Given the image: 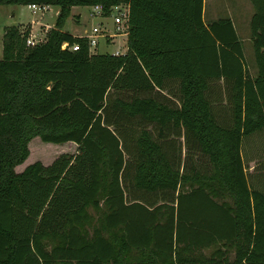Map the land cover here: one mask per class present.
<instances>
[{"label":"trees","instance_id":"obj_1","mask_svg":"<svg viewBox=\"0 0 264 264\" xmlns=\"http://www.w3.org/2000/svg\"><path fill=\"white\" fill-rule=\"evenodd\" d=\"M249 1L255 76L231 20L206 24L203 0H0L58 7L33 46L18 26L3 33L0 264H264V191L242 152L264 130V0ZM76 5L128 8L123 55L62 30ZM220 81L227 125L209 98ZM180 136L199 164L177 166ZM34 137L76 152L16 172Z\"/></svg>","mask_w":264,"mask_h":264},{"label":"rangeland","instance_id":"obj_2","mask_svg":"<svg viewBox=\"0 0 264 264\" xmlns=\"http://www.w3.org/2000/svg\"><path fill=\"white\" fill-rule=\"evenodd\" d=\"M203 20L206 24L213 20L230 19L236 31L238 40L242 47L243 59L246 64L247 71L251 76L256 75L255 55L251 40L250 19L253 13V7L249 0H203ZM56 6H48L46 11L38 10L35 13L27 5H0V58L2 57V38L6 27L11 25L27 26L31 24L33 28L39 30L40 25H54L56 19ZM94 8L89 5L72 6L68 16L64 20L62 30L69 33H82L91 30L93 26L103 24L112 31V16H92ZM12 13L15 15L12 16ZM26 28V27H25ZM22 30V29H21ZM26 29H23L25 31ZM29 32V31H27ZM30 36V34H29ZM37 38L43 36L34 33ZM112 41L104 43L100 40L96 48H92L94 53H113L122 46L124 41L123 36L117 35ZM124 39V40H123ZM125 43V41H124ZM124 50V47H122ZM163 96L171 106L178 105V92L176 84H171L167 91H163ZM209 98L213 103V111L219 122L230 124V108L224 92L223 83H212L210 87ZM138 121L134 120L127 124L130 127H138ZM147 128H153L148 125ZM178 141L174 143L172 151L176 158L177 166L185 164L188 166L189 161L195 160L200 163L201 156L195 151L184 153L182 145L178 146ZM242 152L246 160V168L255 169L249 171L254 182H257L256 187L264 191V130L255 132L243 138ZM76 145L72 142L64 144H52L42 142L39 137H34L28 144L29 155L26 160L15 167L16 172H20L23 168L35 161L41 162L43 165L50 164L55 158L61 154H74ZM187 150V149H186ZM196 155V158L194 156ZM248 159V161H247ZM251 161V163H249ZM186 168V167H185ZM94 213V212H93ZM206 254L208 252H205ZM232 257V253H231Z\"/></svg>","mask_w":264,"mask_h":264},{"label":"built area","instance_id":"obj_3","mask_svg":"<svg viewBox=\"0 0 264 264\" xmlns=\"http://www.w3.org/2000/svg\"><path fill=\"white\" fill-rule=\"evenodd\" d=\"M28 6L30 7V9L32 10L33 13L38 11V10L46 11L48 9L47 5L30 4ZM92 16H104L105 17V15H103L101 7L99 5L94 6ZM106 16H112L113 17V19H112V25H113L112 31H110V29L107 28L102 22L101 25L93 26L91 28L90 32L82 35L83 37L86 38V40L88 42V47H89L90 53L92 52L91 51L92 48H96L99 45L100 40H103L104 43H108V42L112 41L111 38H114L117 35L123 36L124 39L126 38L127 24H128V8L125 5H116L111 9V12L109 13V15H106ZM44 38H37L36 39L33 35H30V36L28 35V37L26 39V45L33 46L36 43L43 41ZM67 47L73 51L79 49L78 44H73L71 46H68L67 43H64L62 45V48H67ZM122 47H124V50H122ZM125 51H126V46H125L124 41H122L121 48L114 51L112 54L113 55H123L125 53Z\"/></svg>","mask_w":264,"mask_h":264},{"label":"crops","instance_id":"obj_4","mask_svg":"<svg viewBox=\"0 0 264 264\" xmlns=\"http://www.w3.org/2000/svg\"><path fill=\"white\" fill-rule=\"evenodd\" d=\"M28 5H30V4H28ZM27 5V6H28ZM48 6V5H47ZM49 6H51V5H49ZM29 7V6H28ZM30 8V7H29ZM93 8H94V6H93ZM35 13V12H34ZM15 14L14 13H12V16H14ZM58 15V7L56 8V16ZM27 26H21L20 24L19 25H17L18 27H19V30H21V31H23V29H26V31H29L28 32V34H30V35H34V33H37L38 35H40V36H46V33H47V31H48V29L49 28H51V27H53V25H40L41 27L39 28V30H36L35 31V28H33L32 26H31V24L29 25V24H26ZM26 27V28H25ZM64 31V30H63ZM65 32H67V31H65ZM89 31H87V32H82V33H70V34H72V35H74V36H82V35H84V34H86V33H88ZM69 33V32H68ZM113 40V39H112ZM177 139V143H178V146H179V148H180V146L182 145L183 147H182V151L184 150V153L186 152V146H185V144H184V138H183V136H180V137H177L176 138ZM194 158H196V155L194 156ZM197 161L195 160V162L193 161L192 162V164H194V165H197ZM249 163H251V161L249 162ZM251 167H253V168H249V170L247 169V171L249 172V171H252L253 169H254V166H251Z\"/></svg>","mask_w":264,"mask_h":264}]
</instances>
